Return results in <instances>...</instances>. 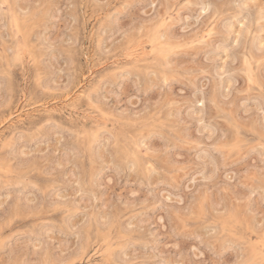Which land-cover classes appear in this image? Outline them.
Wrapping results in <instances>:
<instances>
[{"label": "rangeland", "instance_id": "374dc122", "mask_svg": "<svg viewBox=\"0 0 264 264\" xmlns=\"http://www.w3.org/2000/svg\"><path fill=\"white\" fill-rule=\"evenodd\" d=\"M0 264H264V0H0Z\"/></svg>", "mask_w": 264, "mask_h": 264}, {"label": "bare ground", "instance_id": "6f19581e", "mask_svg": "<svg viewBox=\"0 0 264 264\" xmlns=\"http://www.w3.org/2000/svg\"><path fill=\"white\" fill-rule=\"evenodd\" d=\"M168 12H169V11H168ZM15 15H16V14H15ZM163 15H164V14H163ZM10 19H11V18H10ZM163 19H165V17H164ZM166 21H167V19H166ZM14 22H15V21H14ZM159 23H160V22H159ZM155 24H156V23H155ZM157 24H158V23H157ZM162 24H163V23H162ZM159 25H160V24H159ZM163 25H164V24H163ZM13 26H14V25H13ZM13 26H12V27H13ZM154 26H155V25H154ZM161 27H162V26H161ZM14 28H15V27H14ZM165 28H166V26L164 27V29H165ZM156 32H157V31H156ZM161 33H162V32H161ZM156 34H157V33H156ZM153 36H156V35H153ZM153 36H152V37H153ZM160 37H161V36H160ZM162 37H163V35H162ZM163 38L165 39V37H163ZM150 39H151V37H150ZM171 41H172V39H171ZM24 42H25V41H24ZM153 42H154V41H153ZM164 42H165V41H164ZM22 44H23V43H22ZM152 44H153V43H152ZM24 45H25V44H24ZM166 45H167V44H166ZM150 46H151V45H150ZM26 47H27V46H26ZM151 47H152V46H151ZM153 48H154V47H153ZM22 49H23V48H22ZM143 50H144V49H143ZM150 50H152V49H150ZM140 51H142V50H140ZM154 51H156V50H154ZM154 51H152V52H154ZM19 52H20V51H19ZM23 52H25V51H23ZM144 52H145V51H142V53H144ZM149 52H150V51H149ZM162 52H164V51H162ZM129 53H130V52H129ZM150 53H151V52H150ZM150 53H149V54H150ZM4 54H5V53H4ZM22 54H23V53H22ZM136 54H137V53H136ZM138 54H139V53H138ZM144 54H145V53H144ZM151 54H152V53H151ZM154 54H155V53H154ZM133 55H134V54H133ZM127 56H129V55L127 54ZM131 56H132V54H131ZM133 57H134V56H133ZM138 57H139V56H138ZM146 57H147V56H146ZM23 58H25V57H23ZM124 58H125V57H124ZM34 59H35V58H34ZM134 59H135V58H134ZM140 59H141V58H140ZM140 59H139V60H140ZM142 59H143V58H142ZM155 59H156V58H155ZM155 59H153V60H155ZM32 60H33V59H32ZM123 60H124V59H123ZM131 60H132V59H131ZM136 60L139 61L138 59H136ZM145 60H146V59H145ZM28 61H29V60H28ZM125 61H126V60H125ZM35 62H36V61H35ZM131 62H133V60H132ZM154 62H157V61H154ZM159 62H160V61H159ZM23 63H24V61H23ZM25 63H26V61H25ZM126 63H127V62H126ZM151 63H152V62H151ZM32 64H35V63L32 61ZM32 64H29V63H28V65H30V66H31ZM111 64H112V63H111ZM153 64H154V63H153ZM155 64H156V63H155ZM21 65H22V64H21ZM28 65H27V66H28ZM30 66H29V67H30ZM32 66H33V65H32ZM133 66H134V65H133ZM146 67H147V66H146ZM26 68H27V67H26ZM35 68H36V67H35ZM27 71H28V70H27ZM34 71H35V70H34ZM34 71H32V72H34ZM28 72H29V71H28ZM83 92H84V91H83ZM23 94H24V93H23ZM86 95H87V94H86ZM79 96H80V95H79ZM22 99H23V98H22ZM81 99H82V98H81ZM68 103H69V102H68ZM72 104H73V103H72ZM90 104H91V103H90ZM90 104H89L88 106H90ZM26 106H27V105H26ZM26 106H25V107H26ZM67 106H69V105H67ZM21 109H22V108H21ZM74 109H76V108H74ZM23 110H24V109H23ZM59 110H60V109H59ZM69 110H70V109H69ZM76 110H77V109H76ZM10 112H11V111H10ZM59 112H60V111H59ZM61 112H62V111H61ZM61 112H60V113H61ZM15 113H16V112H15ZM72 113H74V112H72ZM8 114H10V113H8ZM12 114H13V113H12ZM69 114H71V113H69ZM74 114L76 115V113H74ZM13 115H14V114H13ZM69 117H70V115H69ZM109 120H110V118H109ZM112 120H113V119H112ZM111 125H112V124H111ZM1 127H2V126H1ZM1 140H2V139H1ZM259 241H260V240H259ZM97 249H98V248H97ZM96 253H98V252H96ZM98 254H99V253H98ZM107 254H108V253H107ZM107 254H106V255H107ZM110 255H111V254H110ZM94 256H95V255H94ZM100 257H101V255H100Z\"/></svg>", "mask_w": 264, "mask_h": 264}]
</instances>
